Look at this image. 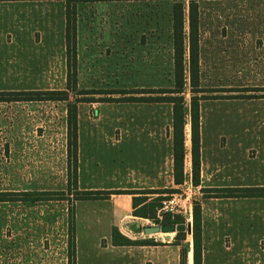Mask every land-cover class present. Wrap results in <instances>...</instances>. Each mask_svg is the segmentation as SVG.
Masks as SVG:
<instances>
[{"label": "crops", "instance_id": "1", "mask_svg": "<svg viewBox=\"0 0 264 264\" xmlns=\"http://www.w3.org/2000/svg\"><path fill=\"white\" fill-rule=\"evenodd\" d=\"M156 1L110 0L75 4L76 88L74 90L66 89L65 2L63 0L0 1L1 4L8 6V25L0 34V48L5 49L8 63V88L0 87V91L65 90L68 94V100L65 101H0V174L8 176V187L0 191L54 192L55 185L46 186L45 178L61 174L68 166L69 127L68 121L60 117L61 103L64 102L65 113L67 103L75 104L76 109V190L126 192L109 194L104 199L75 200L72 206L74 246L76 252L77 243L81 240L85 248L84 264H98L91 258L94 229L106 230L102 232L104 235L99 236L100 242L93 247L103 254L108 253L109 258L115 260L116 264H180L181 245H175L174 237L169 235L167 238L168 234L165 233L155 237L144 235L139 229L137 220L146 218L132 215L133 196L140 194L127 193L172 189L175 184L172 104L170 103L168 107V117L165 118L168 122L165 123L161 116H157L158 109L162 108L157 102H142L138 105L116 103L106 106L100 102L93 103V100L92 102L69 100L72 92L93 89L90 87L91 81L81 77L85 71L84 64L101 63L102 49L124 47V42L128 41L125 32L133 33L134 40L136 32L142 30V25L137 20L136 8L141 6V2L156 4ZM176 1H179L183 8L184 57L187 65L190 0L187 3L173 0L172 4ZM193 1L197 5L199 81L203 79L214 81L221 75L226 78H244L245 73H248L249 78H264V0ZM171 6L173 8V5ZM128 10L132 21L124 19ZM102 11H107L110 19L120 18H115L116 23L120 25L112 23L113 25L109 27L108 24L101 22V19H106ZM114 13L116 16L113 15ZM54 16L60 17V22L57 24L53 22ZM169 20L168 31L173 63L172 11ZM147 28L156 34L155 18L152 26L149 20ZM249 64L247 68L245 65ZM228 96L229 98L199 100V115L203 109L207 110L204 104H211L210 111H214L213 109L221 101L226 102L227 107L231 106L233 109L237 106L242 107L243 104H237L240 98ZM134 108L141 113L134 116L132 113ZM105 110H108L109 114H104ZM187 117L189 118L188 113L184 118L183 129L185 148L183 181L191 176L192 188L202 191L206 188L251 185L233 182L232 176L236 175V161L232 153L237 150L239 144L253 142L254 135L257 137L258 134L264 135L262 125L232 119L228 122H220L213 117L212 121H209L212 129L210 131L199 116V177L198 184H194L190 138L188 140L190 147L187 150L185 131V126L189 123ZM226 125L229 128L228 133L224 129L223 132L220 131L219 126L224 128ZM260 128L261 130L258 131ZM107 143L119 146L117 164L109 170L103 167L99 169L97 164L92 167L94 151H98V146ZM82 144L88 146V153L84 155ZM251 144L247 145L245 153L248 152V156L253 158ZM228 145H232L234 149L230 148L228 157L222 158L220 152ZM231 167L233 170L230 172ZM227 168L229 170L225 172ZM219 175L223 178L218 179ZM226 178L229 182H224ZM260 184L262 183L257 186ZM152 195L155 194H148V199L154 197ZM40 201L42 200L0 202L5 204L0 207L7 209L0 212V264H68V243L64 244L63 252L61 247L45 248L43 231L45 212L39 210L36 204ZM82 202L89 204L86 205L88 211L85 214L78 213V206ZM199 204L202 264H219L222 261V252L226 253L225 260H228V264H236V248L243 246L251 248L264 240V198H203ZM88 212L91 214L89 215ZM80 216L87 226L86 231L78 236L76 224ZM113 226L118 228L120 235L128 239H153L157 244L113 245ZM188 227L186 223V228ZM188 233L191 235V225L190 229H186V236ZM106 234L109 237L108 241L104 239ZM64 236L68 238V234ZM183 242L187 247L186 264H189L192 241L189 242L186 238ZM98 256L103 257L101 254ZM75 257L74 264L77 260Z\"/></svg>", "mask_w": 264, "mask_h": 264}, {"label": "rangeland", "instance_id": "2", "mask_svg": "<svg viewBox=\"0 0 264 264\" xmlns=\"http://www.w3.org/2000/svg\"><path fill=\"white\" fill-rule=\"evenodd\" d=\"M183 2L187 3L188 0H182ZM141 6L136 8V15L137 20L140 21L142 25V30L140 32H136V37L133 40L132 34L129 32H125V37L128 41L124 42V47L120 48H106L102 49L103 53L100 54L102 56L101 63H92V64H84L85 71L82 73V78L88 79L91 81L90 87L93 89H86V90H77L75 93L72 92L69 96V100L71 102H92L93 103H102L106 104V106L115 105L116 103H132L133 105L142 104V102H127V101H102L101 99H107L111 97L112 99H121L125 97H140L152 95L155 96L157 93H151L150 89H157V88H170L173 87V63H172V45L171 39L169 37V17L170 11H172L173 0H157L156 4L151 2H141ZM155 5V6H154ZM109 5H107L108 7ZM113 7V6H111ZM154 12V14H153ZM104 13V17L106 19L102 20L105 24H108L109 27L113 24L116 25L115 18L110 19V14H107V11H102ZM112 14V11L110 12ZM131 14V13H130ZM129 14V10L126 13L124 19L131 20L132 17ZM115 15V13L113 14ZM150 15V16H149ZM116 16V15H115ZM155 18V22L157 25V32L156 34L152 33L148 30L147 26L149 20L151 22V26L153 25ZM8 6L3 5L0 3V34L3 32L1 31L5 28L8 24ZM120 19V18H118ZM53 22L57 24L60 22V17L54 16ZM123 22V20H120ZM126 22V21H125ZM99 23V21H98ZM113 23V24H112ZM124 23V22H123ZM129 23V22H126ZM120 25V24H118ZM116 29V28H112ZM4 30V29H3ZM106 32V29H104ZM114 32H112L113 34ZM154 34V35H153ZM139 37V39H138ZM99 55V54H98ZM32 60V59H31ZM7 59L5 56V49L0 48V87L1 88H8V73H7ZM247 68L249 65H245ZM91 68V70H89ZM187 68V65H186ZM240 74V73H238ZM248 73L244 74V78H226L222 75L215 79L214 81H207L203 79L199 81V87L202 88L204 91L197 93L198 96H226L228 95H237L238 98V105L235 109L231 106L227 107L226 102L221 101L220 104H217L213 110L210 111L209 107L211 104H204V107L207 106V110L203 109L200 112L201 119L204 120L205 127H209V130L212 131L211 125L209 121H212L213 117L214 120L219 121H226L228 122L229 119L236 120V121H244V122H251L257 123L258 125H262V131H264V78H249ZM213 84L214 86H211ZM85 85V84H84ZM87 85V82H86ZM218 87H231L233 89H239V91H231V92H210L212 88ZM85 91V92H84ZM98 92V93H96ZM103 92V93H100ZM106 92V93H104ZM108 92V93H107ZM139 92V93H138ZM143 92V93H140ZM182 96L184 100V106L186 110L189 108L190 98L193 96L191 92L189 80H188V72L187 69L185 71V82L183 86ZM203 100V99H202ZM202 102V101H201ZM161 104V110L158 109L157 116L165 118L168 117V107H170V103L168 102H157ZM66 104L64 102L61 103V119L67 120V112L65 113ZM106 109V107L104 108ZM108 112V110L104 111V114ZM132 113L135 115L141 113L138 109H133ZM189 118L187 117V121ZM168 122V119L165 120V123ZM189 123L185 126L186 131V138H187V150L190 147L189 138H190V127ZM220 131L223 132V129L228 133L229 128L226 125L224 128L219 126ZM261 130L258 129V131ZM253 142L250 143H242L239 144L237 150H235L232 154L235 155V169L236 175L232 176L233 182L236 183H248L251 185L246 186H257L259 183L261 186H264V135L258 134V137L254 135ZM84 143V141H83ZM252 143V144H251ZM251 144L252 148V157L248 156V152L245 153L247 145ZM82 154L88 153L87 145L82 144ZM94 147V146H92ZM230 148L234 149L232 145L226 146L225 150L220 152L222 155L221 157L225 158L228 157V151ZM189 152V151H188ZM119 154V146L111 143H107V145H100L98 146V151H94L93 161L91 162L93 165L92 167L96 166V164L104 169L111 168L115 164H117V158ZM227 155V156H226ZM233 155H231L233 157ZM187 157V162H188ZM188 165H186L187 168ZM232 166V165H231ZM63 167V166H62ZM70 167L67 166V170L63 171L59 175L48 176L45 178V185L49 186L54 184L55 190L54 191H63L64 194L61 199H53V200H42L39 203H36L39 210L42 209L45 212L44 217V227L43 231L45 234L44 245L47 249H54L55 248H62V252L64 251V244L68 243L67 236L64 235L68 234V213L71 207L74 205L75 202V194L76 190L68 189V172L70 171ZM96 169V168H95ZM69 170V171H68ZM229 168L225 169V172H228ZM233 170L231 167L230 172ZM224 174V170H222ZM229 178V176H226ZM218 179H222L220 175L217 177ZM168 181V179H167ZM224 182H229L226 178ZM168 183V182H167ZM8 184V176L0 174V189H5ZM168 185V184H167ZM259 185V186H260ZM169 187V186H168ZM175 191H179L180 188L185 190L188 193V200L185 201L186 206L189 205L192 207L194 203H200V200L203 198H216V197H208L207 195L210 192L196 190L194 188H187L185 186L180 185H173L171 187ZM170 189V188H169ZM178 189V190H177ZM117 191V190H116ZM164 196H168L169 193L163 194ZM58 197V195L52 194V197ZM156 196V195H152ZM250 198V197H249ZM239 199V198H237ZM5 205V204H0ZM88 202H82L78 206V213L85 214L88 211ZM90 209V207H89ZM7 210L0 207V212ZM90 215L91 213L88 212ZM184 217V222L192 223V216L188 219V213L182 214ZM84 221V220H83ZM79 217V220L76 224V233L80 236L82 233L86 231V226ZM139 223V229L146 225H154L160 223H154L150 219H141L137 220ZM140 221V222H139ZM109 229V228H108ZM106 230V229H104ZM104 230L101 229H94L93 231V240H91V258L94 259L98 264H116L115 260L109 258L108 253H102L101 251L96 250L93 245H97L99 241V236L104 235ZM107 232V231H106ZM58 235V236H56ZM157 235H162V233L152 234L151 237H155ZM168 235L174 237L175 232L169 233ZM58 237V238H57ZM187 241H192L190 233L186 236ZM185 238V239H186ZM105 241H108L109 237L108 234L104 237ZM174 239V238H173ZM104 242V240L102 241ZM185 243V242H183ZM257 243V242H256ZM226 245L228 243L226 242ZM82 242L81 240L77 243L76 246V254L75 258L76 264H84L85 263V248L81 247ZM83 250V251H81ZM237 251V263L236 264H264V240L260 241L253 247H238L236 248ZM253 253L254 255H250ZM103 255L98 256V255ZM226 253H221V262L219 264H228V260H225ZM96 258V259H95ZM209 256L207 254V260ZM254 261H253V260ZM189 264H192V254L189 253Z\"/></svg>", "mask_w": 264, "mask_h": 264}, {"label": "trees", "instance_id": "3", "mask_svg": "<svg viewBox=\"0 0 264 264\" xmlns=\"http://www.w3.org/2000/svg\"><path fill=\"white\" fill-rule=\"evenodd\" d=\"M2 1V0H0ZM65 2V44H66V89L74 90L76 88V12L75 4L77 2L88 1H110V0H63ZM189 32L187 48V72L188 80L193 96L190 98L188 110L184 106L182 96L185 82V47L183 31V8L179 1L173 4L172 8V35H173V87L151 89V93H157L155 96L125 97L121 99H101L102 101H131V102H168L172 104V155H173V180L175 184L183 181V160L185 154L184 148V123L185 116L188 113L190 123V153L192 163V182L198 184L199 177V100L206 98H229L226 96L214 95L198 96L197 93L204 90L199 87L198 76V46H197V5L190 0L188 7ZM239 91L233 88H212L210 92H231ZM85 92V91H84ZM98 93V92H96ZM103 93V92H100ZM106 93V92H104ZM108 93V92H107ZM139 93V92H138ZM143 93V92H140ZM233 97H239L232 95ZM33 100H68V94L65 90H43V91H0V101H33ZM67 121L69 127L67 143L68 167V189L76 190V138L75 104L67 103ZM203 191L210 192L208 197L216 198H264V186H237V187H215L206 188ZM76 200H94L107 198L109 194L126 193L123 191H100V190H81L75 191ZM175 192L174 189L157 191H130L128 194H140L133 196L132 215L150 219L154 223L175 224L176 231L173 243L181 245L180 264H186L187 247L183 241L186 238V224L182 215H171L165 213L161 220L156 218L157 209L160 207V201L164 198L163 194ZM52 194L58 197H52ZM63 191H25L8 192L0 191V202L8 200H21L33 202L38 200L61 199ZM148 194L156 196L148 199ZM192 236V264H202V240H201V209L199 203H194L192 210L191 223ZM113 245H139V244H157L153 239L131 240L120 235L116 226L112 227ZM75 246H74V221L73 209L68 213V264H74Z\"/></svg>", "mask_w": 264, "mask_h": 264}, {"label": "built area", "instance_id": "4", "mask_svg": "<svg viewBox=\"0 0 264 264\" xmlns=\"http://www.w3.org/2000/svg\"><path fill=\"white\" fill-rule=\"evenodd\" d=\"M180 186L192 188L191 176H188V178L185 179ZM188 198V193L182 188H180L179 191L169 193L168 196H164V198L160 201V207L157 209L156 218L161 220L165 213H169L171 215H182L188 213V219H190L192 216V207L190 205L187 207L185 203Z\"/></svg>", "mask_w": 264, "mask_h": 264}, {"label": "water", "instance_id": "5", "mask_svg": "<svg viewBox=\"0 0 264 264\" xmlns=\"http://www.w3.org/2000/svg\"><path fill=\"white\" fill-rule=\"evenodd\" d=\"M188 228L190 229V224L188 223ZM141 231L144 235H152L158 233L169 234L176 231L175 224H154V225H146L141 228ZM169 238V235H167Z\"/></svg>", "mask_w": 264, "mask_h": 264}]
</instances>
